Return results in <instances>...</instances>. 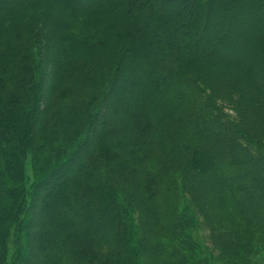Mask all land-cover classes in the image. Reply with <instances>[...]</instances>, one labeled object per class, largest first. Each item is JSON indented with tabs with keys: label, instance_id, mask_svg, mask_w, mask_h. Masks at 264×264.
Listing matches in <instances>:
<instances>
[{
	"label": "trees",
	"instance_id": "16d2710c",
	"mask_svg": "<svg viewBox=\"0 0 264 264\" xmlns=\"http://www.w3.org/2000/svg\"><path fill=\"white\" fill-rule=\"evenodd\" d=\"M166 1L0 0V264H264V0Z\"/></svg>",
	"mask_w": 264,
	"mask_h": 264
},
{
	"label": "rangeland",
	"instance_id": "374dc122",
	"mask_svg": "<svg viewBox=\"0 0 264 264\" xmlns=\"http://www.w3.org/2000/svg\"><path fill=\"white\" fill-rule=\"evenodd\" d=\"M192 2H194V3H196V2H203V0H192ZM190 0H186V1H182V2H179L178 3V1L176 2V1H171V0H169V1H166L165 3H164V8H166V9H168V10H171V11H174L175 10V8L177 7V5H181V6H184V7H186L187 9H189L190 8ZM218 9V8H217ZM217 9H215V10H213V11H211V13H212V15L214 16V15H217V14H222L221 12V10H217ZM186 12H187V10H185ZM259 12H261V13H264V7L262 8V9H259ZM224 13V12H223ZM225 17L226 16H228L227 15V13L225 14H223ZM224 16L221 18V19H223L224 18ZM199 16H194V19L195 18H198ZM220 20V19H219ZM215 21V18H213L212 20H211V23L212 22H214ZM222 22L221 23H223V20H221ZM175 24H177L178 26L177 27H175V29H174V34H176V35H178V30L180 29L179 27H180V25H179V23H175ZM223 25V24H222ZM211 26H212V24H211ZM229 26H227L226 28H228ZM225 28V29H226ZM240 29V26H234L233 27V29ZM242 28V30L244 31H246V28H244V27H241ZM190 32H191V34H195V36H203L204 38H206V39H208L209 40V42L208 43H210V44H212V42L216 39V37L218 36L217 35V33H218V31H216L215 29L213 30V29H211V30H206V31H204L203 30V28L202 29H198V30H196V29H194L193 31H191V29L189 30ZM182 35H184V34H182ZM239 40H241V39H239ZM142 70H144V68H142ZM138 74V73H137ZM134 76H136V74L134 75ZM120 85L121 86H123V87H125L126 88V84L125 83H120ZM250 109H252V108H250ZM253 110V109H252ZM230 116H232V117H234V114L230 111V110H228V109H226L225 110ZM254 111V110H253ZM253 111H249V112H246V114H248V118H245V119H247V120H249V121H252V123L255 125V127L258 129V128H263L264 127V118L263 119H259V114H257L256 112H253ZM237 120V119H236ZM263 145V147H264V144H262ZM25 168H26V171H27V173H30L31 172V167H30V163H29V159L26 161V163H25ZM70 167L63 173V177H61V178H58V179H56L55 180V182L56 183H54V181H52L51 183H49L44 189H43V191H47V192H51V191H54L56 188H58V186H60L64 181H65V179L68 177V175H69V173H70ZM251 178L250 177H248L247 178V180H250ZM64 180V181H63ZM36 207L38 208V210H39V205L37 204L36 205ZM207 230H201V231H199V234L201 235V236H207ZM206 239V238H205ZM29 240V239H28ZM11 251H12V244H10L9 245V253L11 254Z\"/></svg>",
	"mask_w": 264,
	"mask_h": 264
}]
</instances>
